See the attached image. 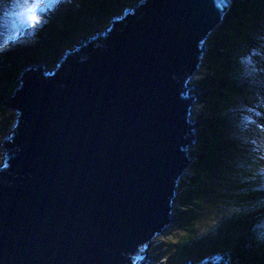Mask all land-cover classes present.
I'll return each mask as SVG.
<instances>
[{
    "label": "water",
    "instance_id": "water-1",
    "mask_svg": "<svg viewBox=\"0 0 264 264\" xmlns=\"http://www.w3.org/2000/svg\"><path fill=\"white\" fill-rule=\"evenodd\" d=\"M230 2L139 0L52 68L23 69L3 102L0 264H146L191 162L186 82Z\"/></svg>",
    "mask_w": 264,
    "mask_h": 264
},
{
    "label": "trees",
    "instance_id": "trees-1",
    "mask_svg": "<svg viewBox=\"0 0 264 264\" xmlns=\"http://www.w3.org/2000/svg\"><path fill=\"white\" fill-rule=\"evenodd\" d=\"M12 1L0 0L2 10ZM137 1L65 0V5L43 13L31 43L0 50V141L15 118L3 102L23 69L31 61L56 62L82 35L102 30L107 20ZM207 44L202 57L207 70L193 79L202 88L194 102L199 127L188 152L189 172L180 178L174 199L186 229L176 247L194 260L226 252L231 264H264V103L259 124L247 129L248 135L227 136L224 106L232 91L242 93L244 88L237 79L222 76L242 53L254 56L256 68L264 74V0H231ZM259 88L264 99V86ZM210 222L213 228L203 231ZM178 261V252H170L169 262Z\"/></svg>",
    "mask_w": 264,
    "mask_h": 264
},
{
    "label": "rangeland",
    "instance_id": "rangeland-1",
    "mask_svg": "<svg viewBox=\"0 0 264 264\" xmlns=\"http://www.w3.org/2000/svg\"><path fill=\"white\" fill-rule=\"evenodd\" d=\"M13 2L14 0L10 2L9 5L7 6L10 7ZM42 3L44 5V7L41 10L42 13L53 10L55 7L58 8L59 6L66 4L65 0H63V2L59 4H57L55 0H42ZM48 4H52L53 6L47 7ZM6 8L2 10V7H0V9L2 10V12H0V47H1L0 50L7 49L8 47L16 46L23 43H31L32 39L30 38V35L31 33H33L34 27L30 25L29 27L21 30L19 24L23 20L19 19L15 15L5 13ZM41 21L43 22L44 18H41ZM40 23L36 24L35 28ZM109 24H110V20H107L106 25H104L102 29H105ZM85 37H86L85 35H82V37L80 38L84 40ZM208 38L209 35L205 40V51L208 45L207 44ZM60 56L61 55L57 56L56 61H58ZM254 60L255 57L252 56L251 54L242 53L240 55V58H238V60H236L235 63L230 68H227L222 74L224 79H232V78L237 79L238 82L242 83V85L240 86L244 88L242 93L240 91L239 92L232 91L233 94L230 95L229 100L224 106V109L226 110L225 111L226 124L228 127L226 134L229 137L232 136L244 137L249 134L247 129L255 127V125L259 124L257 120L258 111L260 106L264 103V99L262 98L263 95L260 91L261 88L259 87L260 85L264 86V74L260 72L259 69L256 68L255 66L256 64H254ZM39 62L41 61L36 60V61H31L30 63H39ZM42 63H44L45 67L52 68L53 66H55L56 62L45 63L42 61ZM206 70H207V66L204 65L202 58L199 64L197 65L195 71H193L192 76L186 82V85L195 86L197 89H188V94L200 93L202 88L199 89L196 86V84L193 82V79L200 76L201 74H204ZM195 101L196 99L190 103L191 104L190 117L194 118V120L198 122L196 118V113H197L196 110L198 109L194 103ZM9 110L13 111V113L15 114L13 109H9ZM198 127L199 125H197L196 131L198 130ZM9 129H7L2 134L1 140L3 136L7 134ZM254 135H256V133ZM261 142L264 143V140L261 139ZM190 147L191 146L187 148L188 152L190 150ZM3 154L4 151H0V163L2 162ZM263 170H264V166H263ZM188 172L189 170L186 169L181 177H185L186 173ZM214 203L216 202H213L211 204ZM217 203L219 205L221 204L220 202ZM216 207L219 208L220 206H216ZM170 216L172 219H174V222L169 223L168 226L160 234L154 237L146 245L144 249L145 256L143 258L144 260H147L146 264H184L189 259L184 251L182 250L178 251L176 247L177 240L179 239L180 235L185 232L186 229L181 224L182 221H180L178 217V212L175 211L174 207L172 208ZM212 226H214V224H211L210 222L209 225L203 226L201 227V229L204 231V228H213ZM173 251L178 252L180 261L169 262L170 252ZM228 261L231 263L230 260Z\"/></svg>",
    "mask_w": 264,
    "mask_h": 264
},
{
    "label": "clouds",
    "instance_id": "clouds-1",
    "mask_svg": "<svg viewBox=\"0 0 264 264\" xmlns=\"http://www.w3.org/2000/svg\"><path fill=\"white\" fill-rule=\"evenodd\" d=\"M32 5H37V7H35L33 14L29 15L28 13L25 12L24 6H32ZM43 7L44 5L42 3V0H14L11 6L5 9V13L15 15L19 19H22L27 23L30 22L31 26H33L35 30L42 23L41 18L43 13L41 12V8ZM38 23L40 24L35 28V25Z\"/></svg>",
    "mask_w": 264,
    "mask_h": 264
},
{
    "label": "snow or ice",
    "instance_id": "snow-or-ice-1",
    "mask_svg": "<svg viewBox=\"0 0 264 264\" xmlns=\"http://www.w3.org/2000/svg\"><path fill=\"white\" fill-rule=\"evenodd\" d=\"M55 2L57 4H59V3L63 2V0H55ZM52 6H53L52 4L47 5V7H52ZM24 7H25V12L28 13L29 15H31V14H33V11H34L35 7H37V5L24 6ZM41 10H42V8H41ZM2 55H3V52L0 51V56H2Z\"/></svg>",
    "mask_w": 264,
    "mask_h": 264
},
{
    "label": "bare ground",
    "instance_id": "bare-ground-1",
    "mask_svg": "<svg viewBox=\"0 0 264 264\" xmlns=\"http://www.w3.org/2000/svg\"><path fill=\"white\" fill-rule=\"evenodd\" d=\"M19 25H20V29L22 30L24 28L29 27L31 25V23L30 22L27 23L26 21L23 20Z\"/></svg>",
    "mask_w": 264,
    "mask_h": 264
}]
</instances>
